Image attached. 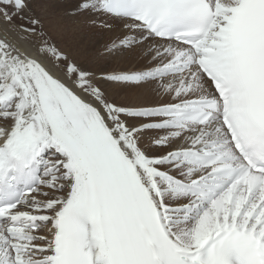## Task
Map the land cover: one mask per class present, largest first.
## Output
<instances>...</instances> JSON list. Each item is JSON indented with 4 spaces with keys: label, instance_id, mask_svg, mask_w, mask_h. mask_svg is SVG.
Segmentation results:
<instances>
[{
    "label": "snow or ice",
    "instance_id": "obj_1",
    "mask_svg": "<svg viewBox=\"0 0 264 264\" xmlns=\"http://www.w3.org/2000/svg\"><path fill=\"white\" fill-rule=\"evenodd\" d=\"M0 264H264V0H0Z\"/></svg>",
    "mask_w": 264,
    "mask_h": 264
}]
</instances>
